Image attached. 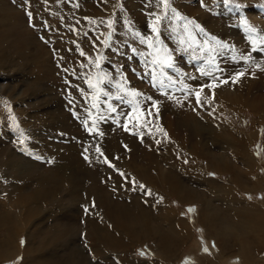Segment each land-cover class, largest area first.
<instances>
[{"label": "rangeland", "instance_id": "1", "mask_svg": "<svg viewBox=\"0 0 264 264\" xmlns=\"http://www.w3.org/2000/svg\"><path fill=\"white\" fill-rule=\"evenodd\" d=\"M260 37L264 0H0V250L35 236L54 264H264Z\"/></svg>", "mask_w": 264, "mask_h": 264}, {"label": "bare ground", "instance_id": "2", "mask_svg": "<svg viewBox=\"0 0 264 264\" xmlns=\"http://www.w3.org/2000/svg\"><path fill=\"white\" fill-rule=\"evenodd\" d=\"M110 0H106V3H108ZM252 35V34H251ZM246 40H249V39H246ZM262 41H264V39L263 38H258L257 40H253V44H255V45H258V46H260L261 48L262 47H264V44L262 45V44H260ZM263 43V42H262ZM225 44H227V42L225 43ZM254 45V46H255ZM257 46V47H258ZM260 48V49H261ZM240 49V48H239ZM263 51V50H262ZM261 51V52H262ZM261 52H260V54H261ZM263 58V57H262ZM263 78V77H262ZM244 83H245V81H244ZM261 88V87H260ZM228 95H229V93H228ZM225 99H226V97H224ZM264 99L262 100V102H260V104L259 105H256V104H253L252 105V107H253V109H256V110H258L259 111V115L261 114V109L263 108L264 109ZM262 112H264V110L262 111ZM222 131H224L225 132V134H226V136L228 137V138H230L231 136H235V135H231V134H228L229 133V131H228V129H224V126H222ZM235 132L236 133H238V131H236L235 130ZM197 134V133H196ZM196 134H195V138H196ZM198 135V134H197ZM218 136H220V137H223L221 134H218ZM240 136H242V135H240ZM183 138H184V136H183ZM222 139H226V138H222ZM185 140V139H184ZM183 142V141H182ZM240 146V149L241 150H243V149H247L248 150V141H246V139H244V137L242 138V140H241V143L239 144ZM180 149V148H179ZM235 150H238V146H235ZM250 151V150H249ZM244 153H246V151H244ZM249 157H250V154H249ZM191 177H192V175H191ZM206 184V183H205ZM222 188V187H221ZM201 191V190H200ZM221 191V190H220ZM219 191V192H220ZM228 192H230V189H228L227 190ZM216 192H217V190H216ZM222 193V192H221ZM222 199H225V197L223 196L222 197ZM226 199H228L229 200V198L228 197H226ZM225 199V202L227 201ZM229 202H230V200H229ZM232 203L230 202L229 203V206L231 205ZM223 205L225 206V204L223 203ZM227 207V206H226ZM254 209V208H253ZM31 211H33V209H31V208H25V206L23 207V212H21V214H24L25 215V217H27V218H29L30 217V214H31ZM248 212H249V210H248ZM252 212V211H251ZM256 212V214H254V216H256V215H258V213H259V210H256L255 211ZM247 213V212H246ZM263 213H264V208H263ZM6 217H7V219L9 220V221H13V223H10V224H14V225H10V224H7V225H9V229L7 230V234H8V236H9V234L10 233H13L14 234V228L16 227V223L17 222H20V218H19V216H13V217H11L10 215H9V212L7 211L6 213ZM15 220V221H14ZM40 222V221H39ZM253 222H255V225H258L259 227H261V230H262V232H264V224L262 225V226H260V223H261V220L259 219V218H255V220L254 219H251V223H250V226H252V223ZM37 223V222H36ZM36 223H31V225L29 224V226L30 227H27V229H25V231H28L27 233L29 234V233H31V228L36 224ZM184 226V225H183ZM17 227H21V226H17ZM35 240H36V238H35V236H32V248L27 244V245H25L23 248H20V247H14L13 249H10L9 247H8V250H6V251H3V249H1L0 250V256L1 255H4V256H9V255H11L13 252H15L16 254H20L21 252H23V253H25V254H27L28 255V253H30V252H32V253H35L34 252V247H35ZM53 241V239H48V241L46 242H44V245H43V247L45 248V246L46 245H48L49 243H51ZM21 247H22V245H20ZM264 246V245H263ZM239 252H241V251H239ZM242 253V252H241ZM246 253V252H245ZM238 254H240V253H238ZM247 254V253H246ZM13 255V254H12ZM35 256H36V258H37V260H38V263H40V264H54V261L53 262H48L47 260H46V258H44V257H39L36 253H35ZM243 256V255H242ZM241 258V259H240ZM240 258H237V259H234V261L233 262H231L230 264H240L242 261L243 262H246V261H250L249 259H247V258H243L242 259V257H241V255H240ZM236 260V261H235ZM241 261V262H240ZM261 261V260H260ZM34 262V261H33ZM33 262H31V264H33ZM225 262V261H224ZM249 264H251V262H248Z\"/></svg>", "mask_w": 264, "mask_h": 264}, {"label": "snow or ice", "instance_id": "3", "mask_svg": "<svg viewBox=\"0 0 264 264\" xmlns=\"http://www.w3.org/2000/svg\"><path fill=\"white\" fill-rule=\"evenodd\" d=\"M164 2H165V4L167 3V0H164ZM225 2L227 3V0H225ZM29 17H31V13H29ZM154 31H155V29H154ZM251 31H255L254 29H251ZM151 46V45H150ZM83 54V53H82ZM168 67H171V64L170 63H168ZM205 74H207V73H205ZM239 75H243V73H241V74H239ZM131 95H133V96H139V95H141L140 93H137V92H132V93H130ZM148 99H150V98H148ZM199 102V101H198ZM113 111H115V109L113 108L112 109ZM98 151H99V149H98ZM85 159H87V157H85ZM191 210V209H190ZM205 251H207V249H205Z\"/></svg>", "mask_w": 264, "mask_h": 264}, {"label": "crops", "instance_id": "4", "mask_svg": "<svg viewBox=\"0 0 264 264\" xmlns=\"http://www.w3.org/2000/svg\"><path fill=\"white\" fill-rule=\"evenodd\" d=\"M254 253H256V252H254ZM236 261V260H235Z\"/></svg>", "mask_w": 264, "mask_h": 264}]
</instances>
